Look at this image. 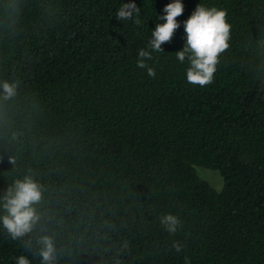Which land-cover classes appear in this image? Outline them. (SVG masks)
Masks as SVG:
<instances>
[{
	"label": "trees",
	"instance_id": "1",
	"mask_svg": "<svg viewBox=\"0 0 264 264\" xmlns=\"http://www.w3.org/2000/svg\"><path fill=\"white\" fill-rule=\"evenodd\" d=\"M130 2L9 0L0 84L19 88L0 102V216L25 175L44 198L23 240L0 222V264H41L44 234L54 264H264V0H182L161 52L149 42L173 0H134L139 16L118 20ZM200 4L226 9L232 25L204 87L188 83L176 54ZM140 49L155 77L137 67ZM197 166L219 171L224 187ZM168 213L181 221L175 234L160 223Z\"/></svg>",
	"mask_w": 264,
	"mask_h": 264
},
{
	"label": "clouds",
	"instance_id": "2",
	"mask_svg": "<svg viewBox=\"0 0 264 264\" xmlns=\"http://www.w3.org/2000/svg\"><path fill=\"white\" fill-rule=\"evenodd\" d=\"M8 11L9 0H3L0 3V24L5 26L15 23L9 20ZM183 11L182 0H173L166 5L164 8L166 15L160 17L165 23L157 24L152 31V39L149 42L152 51H164L162 44L171 42L175 31L180 27L177 17L182 15ZM139 13L140 9L132 0L121 5L116 18L120 21L133 20ZM134 22L140 24L139 19H135ZM184 28L187 36L186 45L183 50L176 53L177 58L182 63L186 58L189 61L190 66L186 73L189 84L207 86L213 82L221 54L230 47L232 25L228 22L227 10L200 4L184 22ZM138 57L137 67L147 69L148 76L155 77L154 68L146 63L152 59L151 51L140 49ZM18 88V82L3 81L0 84V102L13 100L18 94ZM12 162L14 163L13 160ZM43 198V186L31 175L16 179L7 189L2 197L5 214L0 216V222L13 240H23L36 229L41 220L36 206ZM160 223L169 233L175 234L181 221L176 215L168 213L160 217ZM37 242L40 245L38 255L41 264H54L57 257L54 238L44 234L38 237ZM25 246L30 248L31 241H26ZM173 247L179 252L183 245L174 242ZM16 264H31V261L27 256L21 255L16 259Z\"/></svg>",
	"mask_w": 264,
	"mask_h": 264
},
{
	"label": "rangeland",
	"instance_id": "3",
	"mask_svg": "<svg viewBox=\"0 0 264 264\" xmlns=\"http://www.w3.org/2000/svg\"><path fill=\"white\" fill-rule=\"evenodd\" d=\"M197 171L202 178L209 181L216 189L221 190L224 187L225 182L219 171L203 166H197Z\"/></svg>",
	"mask_w": 264,
	"mask_h": 264
}]
</instances>
